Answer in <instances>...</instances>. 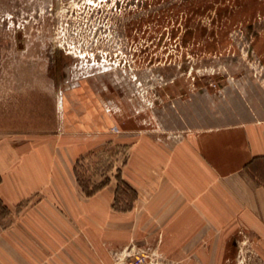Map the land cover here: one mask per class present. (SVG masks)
Here are the masks:
<instances>
[{"label":"rangeland","instance_id":"374dc122","mask_svg":"<svg viewBox=\"0 0 264 264\" xmlns=\"http://www.w3.org/2000/svg\"><path fill=\"white\" fill-rule=\"evenodd\" d=\"M263 58L264 0H0V138L53 133L62 91L97 78L142 127L116 129L82 159L78 178L94 186L93 175H120L141 130L182 137L251 117L264 102ZM149 243L163 264H204ZM221 247L212 264H264L249 237Z\"/></svg>","mask_w":264,"mask_h":264},{"label":"crops","instance_id":"0c3cea01","mask_svg":"<svg viewBox=\"0 0 264 264\" xmlns=\"http://www.w3.org/2000/svg\"><path fill=\"white\" fill-rule=\"evenodd\" d=\"M100 82L82 77L62 91L53 133L0 138V264H114L131 242L212 264L222 242L243 236L264 263V102L182 137L141 130L120 175L88 196L79 163L101 137L141 125L117 113Z\"/></svg>","mask_w":264,"mask_h":264},{"label":"built area","instance_id":"2783aa9c","mask_svg":"<svg viewBox=\"0 0 264 264\" xmlns=\"http://www.w3.org/2000/svg\"><path fill=\"white\" fill-rule=\"evenodd\" d=\"M114 264H163V259L156 250L127 248L116 256Z\"/></svg>","mask_w":264,"mask_h":264},{"label":"trees","instance_id":"16d2710c","mask_svg":"<svg viewBox=\"0 0 264 264\" xmlns=\"http://www.w3.org/2000/svg\"><path fill=\"white\" fill-rule=\"evenodd\" d=\"M107 183H108V180H105L101 184L94 185V186H88V185L86 186V185L83 184V188L85 190V193L88 196H92L95 193H97L99 190H101L103 187H105ZM123 185H125V184H123ZM125 187H127V185H125Z\"/></svg>","mask_w":264,"mask_h":264}]
</instances>
